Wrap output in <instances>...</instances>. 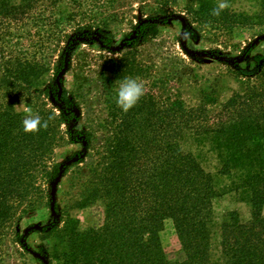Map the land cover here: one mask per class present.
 <instances>
[{"label": "trees", "instance_id": "trees-1", "mask_svg": "<svg viewBox=\"0 0 264 264\" xmlns=\"http://www.w3.org/2000/svg\"><path fill=\"white\" fill-rule=\"evenodd\" d=\"M44 1L0 0V246L8 225L32 210L51 208L52 182L61 170L65 174L68 166L74 165L78 173L88 170L74 177L76 186L83 189L76 207L101 201L105 218L98 228L80 230L77 218L69 214L62 218L63 210L56 199L53 222L39 230L58 240L60 250L50 256V264L54 259L57 264H264V110L258 112L251 107L255 102L263 104V95L252 92L248 102H241L236 95L223 109L237 108L230 116L222 109L213 124L204 107L190 109L182 101L173 100L158 108L150 95L128 112L115 114L114 143L107 156L100 155L105 159L95 161L97 153L90 151L91 132L77 129L80 112L75 104L76 90L55 81L67 53L70 62L72 52L62 51L51 68L42 60L39 49L18 47L32 39L34 22L44 12L42 5L39 13L35 9ZM186 8L197 17H208L202 5L194 10ZM166 21L157 17L138 24L120 58L126 63L124 74L133 70L128 64L136 63L134 45L154 37L159 24ZM105 42L110 44L113 39ZM39 43L41 40L35 45ZM47 73L51 77L43 93L52 98V109L59 113L40 111L47 127L26 133L22 114L14 106L35 97L32 94L40 92ZM61 124L67 127L58 132ZM58 133L61 137L56 139ZM185 133L210 139L222 173H236V189L242 190L252 206L248 220L241 219L236 211L225 215L220 263L211 254L217 190L212 175L194 155L183 150L180 139ZM64 137L69 142L89 143L69 158L70 164L53 155L52 145H62ZM48 159L46 169L42 163ZM39 168L44 174L38 183L34 174ZM168 219L173 221L184 251L182 260L170 259L163 247L160 232Z\"/></svg>", "mask_w": 264, "mask_h": 264}, {"label": "rangeland", "instance_id": "rangeland-1", "mask_svg": "<svg viewBox=\"0 0 264 264\" xmlns=\"http://www.w3.org/2000/svg\"><path fill=\"white\" fill-rule=\"evenodd\" d=\"M221 4L224 7L219 9ZM40 5L44 12L39 15V21L34 22L32 39L18 47L39 49L42 60L51 68L62 51L72 52L67 71L60 75L61 67L55 81L59 79L69 90H76L75 104L80 112L77 129L91 132L90 151L99 153L94 156L95 161L105 159L101 156H107L110 144L114 143L117 125L114 116L123 113L116 103V94L119 84L128 77L143 83L145 91L140 100L153 95L158 108L173 100L182 101L190 109L204 107L211 116L210 124L216 121L226 102L236 95L241 102H248L252 92L262 94L263 104L255 102L251 107L258 112L264 110V0H46L39 3L35 12L39 13ZM201 5L207 18L197 17L186 8L190 6V10H194ZM215 9L219 10L218 15L213 14ZM164 16L167 21L159 24L154 37L134 45L136 63L128 64L133 70L124 74L126 63L120 58L129 47L127 38L136 34L138 24ZM110 37L113 42L108 44L105 40ZM38 40L41 43L35 45ZM50 77L51 73H47L42 78L40 92H34L35 97L29 102L20 100L15 104V110L23 119L28 115L25 108L31 109L33 115H39L42 110L59 113L52 109V98L43 93ZM235 108L223 111L230 116ZM72 124L73 121L69 126ZM66 127L61 124L58 132L65 131ZM59 137L61 133L55 134L56 139ZM64 138L62 145L52 142L53 155L60 162L82 152L85 144L89 146L86 141L69 142L68 137ZM180 144L214 179L217 197L213 200L211 254L212 259L220 263L221 224L225 215L236 211L241 219L248 220L252 206L242 190L236 189V173H222L220 158L209 138L185 133ZM49 163V159L45 160L42 166L48 169L45 165ZM68 167L56 197L63 210L62 218L67 214L77 218L80 230L100 227L105 218L101 201L76 207L75 201H80L83 189L76 186L74 177L88 170L78 173L76 166ZM42 169L34 174L38 183L44 174ZM262 213L264 215V205ZM53 218L51 208L43 206L8 225L2 235L0 264H43L29 248L45 256L50 264V256H54L56 249L60 250L57 237L31 227L47 226ZM160 236L170 259H184L171 219L166 220ZM54 264H57L55 259Z\"/></svg>", "mask_w": 264, "mask_h": 264}, {"label": "clouds", "instance_id": "clouds-1", "mask_svg": "<svg viewBox=\"0 0 264 264\" xmlns=\"http://www.w3.org/2000/svg\"><path fill=\"white\" fill-rule=\"evenodd\" d=\"M223 7L224 5L221 4L219 9ZM213 14L218 15L219 10H213ZM144 91V85L139 82L138 79L132 77L125 78L119 84L116 94V103L123 112H128L138 103L140 98L144 95ZM25 112H27L28 115L22 121L24 132H37L39 129L47 127V121H42L39 115H33L31 109L25 108ZM49 119H51V116Z\"/></svg>", "mask_w": 264, "mask_h": 264}, {"label": "water", "instance_id": "water-1", "mask_svg": "<svg viewBox=\"0 0 264 264\" xmlns=\"http://www.w3.org/2000/svg\"><path fill=\"white\" fill-rule=\"evenodd\" d=\"M165 18H166V16L161 17V19H165ZM183 22H184V24L186 23L185 20H183ZM68 56H69V53H67V55H66V62H65V65H64L63 70L61 71L60 75L65 73L67 71L68 67H69V57ZM57 81H59V79ZM68 160H66V163L70 164L71 161H68ZM63 177H64V171L61 170L59 172L58 176L54 179V181L51 184V192H50V194H51V199H52V201H51V211L52 212L55 211V200H56L57 193H58V186H59V184H60V182H61ZM53 215H54V213H53ZM31 228L32 229H41L40 226H32ZM26 234H27V231H26ZM29 251L31 253H33L36 257H38L42 261H44L45 264H49L47 258L45 256H43L42 254H40L38 252H35V251H32V249H30V248H29Z\"/></svg>", "mask_w": 264, "mask_h": 264}]
</instances>
